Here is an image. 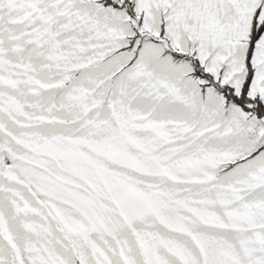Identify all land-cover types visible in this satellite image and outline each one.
<instances>
[{"label": "snow or ice", "instance_id": "obj_1", "mask_svg": "<svg viewBox=\"0 0 264 264\" xmlns=\"http://www.w3.org/2000/svg\"><path fill=\"white\" fill-rule=\"evenodd\" d=\"M0 264H264V0H0Z\"/></svg>", "mask_w": 264, "mask_h": 264}]
</instances>
